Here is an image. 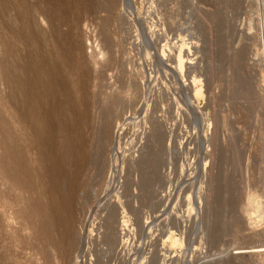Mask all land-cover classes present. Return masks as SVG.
Segmentation results:
<instances>
[{"label": "rangeland", "instance_id": "374dc122", "mask_svg": "<svg viewBox=\"0 0 264 264\" xmlns=\"http://www.w3.org/2000/svg\"><path fill=\"white\" fill-rule=\"evenodd\" d=\"M79 134L89 161L52 191ZM11 141L29 171L0 164V264H264L231 254L264 244V0H0V162ZM48 207L60 231L76 208L69 244L40 238Z\"/></svg>", "mask_w": 264, "mask_h": 264}, {"label": "bare ground", "instance_id": "6f19581e", "mask_svg": "<svg viewBox=\"0 0 264 264\" xmlns=\"http://www.w3.org/2000/svg\"><path fill=\"white\" fill-rule=\"evenodd\" d=\"M129 3V2H128ZM30 19V18H29ZM106 21V20H105ZM185 44V43H184ZM8 46H9V44H8ZM184 46V48H186L187 46L186 45H183ZM186 46V47H185ZM10 47V46H9ZM180 48H182V46L180 47ZM183 48V49H184ZM5 49V48H4ZM3 49V50H4ZM8 49V48H7ZM182 49V50H183ZM179 50V49H178ZM181 50V49H180ZM164 52V51H163ZM187 53V52H186ZM163 54V53H162ZM160 55V54H159ZM5 56V55H4ZM163 56V55H162ZM176 61V60H175ZM191 63V59L189 58V56H187V54H185L184 56H180V55H178V58H177V62H176V64L172 67L173 69V72L175 73V76H176V79H180L179 78V75H181L182 74V71L184 70V65H185V63ZM54 66V65H53ZM53 66H52V70L54 71V69H55V67H54V69H53ZM51 67V66H50ZM50 69V68H49ZM48 69V67H47V70H45V77H47L46 76V74L47 73H49V70ZM50 69V70H51ZM37 70V69H36ZM36 70H32V71H35V73H36ZM42 70V69H41ZM43 70V71H44ZM40 71V70H39ZM42 71V72H43ZM46 71H48V72H46ZM185 71V70H184ZM34 73V72H33ZM44 73H42V75H44ZM51 73H52V75H53V72L51 71ZM38 74L39 73H37L36 75V78H32L34 75H32L31 76V78L33 79V81H34V79H37V77H38V79H39V76H38ZM50 74V73H49ZM55 74V73H54ZM41 77V76H40ZM43 77V76H42ZM41 77V78H42ZM53 77V76H52ZM31 78H30V80H31ZM48 79L50 78V77H47ZM37 79V80H38ZM43 79H44V77L41 79L42 81H43ZM29 80V81H30ZM41 80L39 79L38 81H40L41 82ZM199 80V79H198ZM198 80H195V79H193V91H194V94H192L191 93V95H194V97H195V99L197 100V101H199L200 102V100L202 99V95H203V92H202V90H201V87H200V85H199V81ZM37 81V82H38ZM181 81H183L182 80V78H181ZM184 81H186L185 79H184ZM31 83H32V81H30ZM29 82V83H30ZM35 82V81H34ZM34 82H33V84H34ZM36 82V83H37ZM39 82V83H40ZM30 83V84H31ZM182 84H186V82L184 83H182ZM187 84H189V83H187ZM32 85V84H31ZM30 85V86H31ZM35 85V84H34ZM34 85H32L33 87H36V86H34ZM37 85V84H36ZM39 85V84H38ZM31 86V87H32ZM38 87V86H37ZM183 87V86H182ZM35 89V88H34ZM33 88H32V90H34ZM185 90V89H184ZM185 93V92H184ZM187 93V92H186ZM189 94V93H188ZM187 94V95H188ZM86 97H87V95H85ZM85 97V98H86ZM89 97V96H88ZM187 97V96H186ZM192 97V96H191ZM84 99V98H83ZM109 98H106L105 100H108ZM116 99V98H115ZM189 99H190V96H189ZM194 99V100H195ZM82 100V99H81ZM86 100H87V98H86ZM112 102H113V100L112 99H110ZM91 102L92 100H88V102ZM94 101V100H93ZM92 101V102H93ZM89 102V103H90ZM92 102H91V106H96V104H98V102H96V104H93L92 105ZM95 102V101H94ZM105 102V101H104ZM109 103H110V101H108ZM116 102V101H115ZM115 102H113V103H115ZM193 102V101H192ZM192 102H191V104H192ZM89 103H87L85 100L83 101L82 100V104H81V107H77L79 110H78V112L75 114V116H74V119H76V120H78V119H80L81 120V122H80V124H79V128L80 129H85V128H87L88 126H89V124H90V122L91 121H93V122H95L96 120H94V114H92V113H90V112H92L90 109L92 108H90L89 107ZM106 104H107V101L105 102ZM108 103V104H109ZM189 103H190V101H189ZM99 105H100V103H99ZM111 105V104H110ZM113 105V104H112ZM190 105V104H189ZM193 106V105H192ZM97 107V106H96ZM100 107V106H99ZM104 107H105V105H104ZM110 107V106H109ZM199 107V106H198ZM102 108V107H101ZM106 108V107H105ZM103 109V110H101L100 109V122H101V120L103 121V119L102 118H104V123H103V127H104V129L108 132V130H110V127L112 126V120L113 119H111L110 117H109V114H110V108H107V109ZM93 109H94V107H93ZM99 109V108H98ZM114 109V108H113ZM97 110V109H96ZM112 110V109H111ZM98 111V110H97ZM46 112V110H41V111H39V113H45ZM113 112H111V114H112ZM98 114V115H99ZM114 114V113H113ZM92 115H93V117H92ZM113 118V117H112ZM99 119V118H98ZM99 120H97V122H98ZM93 122H91L92 124H94ZM93 126H95V124L93 125ZM92 126V127H93ZM91 127H89V129H90ZM102 128V127H101ZM94 129V128H93ZM156 129H158V128H156ZM162 130V129H161ZM158 131V130H157ZM91 132V131H90ZM89 132V133H90ZM94 132V131H93ZM95 132H96V130H95ZM162 132V131H161ZM89 133L87 134V135H89ZM106 134V133H105ZM108 134V133H107ZM85 135V134H84ZM84 135L83 134H79V135H77L76 136V138H74V140H73V142H72V144H71V142L69 143L70 145L69 146H67V143H65V151H64V153H62V159H61V161L63 162V164L62 165H60L58 168H54V167H48L47 168V172L48 173H50V175H52V171H55V172H53V174H56V177H54V180H53V178H51V176L49 177L50 178V181H51V184L50 183H48L49 185H51L50 186V189L52 190V191H58V185H59V183H58V179L57 178H59V177H62V175H64L65 174V172H68V168H67V163H69V161H67L66 159H72V158H74L75 156H76V154L78 153V155H79V160L77 161V166H78V168L80 169V168H83L84 166H85V163L87 162L88 163V161H87V158H89L88 157V151H87V149H88V146H87V144L89 143V139H88V143L86 144V146H87V149L85 150V145H84V141L85 140H87L86 139V137H85V140H84ZM86 135V136H87ZM159 135V134H158ZM19 136V135H18ZM87 137H89V136H87ZM19 138V137H18ZM20 139V138H19ZM16 141H17V139H16ZM21 143H22V141H21ZM24 143V142H23ZM6 144H7V142H6ZM6 144H3V146L4 145H6ZM22 145V144H21ZM20 145V143H18V142H14V141H11V146L10 147H8L7 145L6 146H4V147H2V151H1V162H0V164L2 163L5 167L7 166V173H8V171L10 172V174H11V178H12V180L14 181V182H16V183H18L20 180H22V179H24V177H25V174H27L28 173V171H29V166L27 167V165H21L20 164V161H24L25 159H27V156H26V154H25V150H26V148H25V146H21ZM89 146H90V144H88ZM73 146V147H72ZM91 148V147H90ZM116 148V147H115ZM114 149V148H113ZM90 152V151H89ZM116 152V151H115ZM91 153V152H90ZM114 153V152H113ZM90 155V154H89ZM113 155H115V154H113ZM66 160V161H65ZM64 162H67L66 164L64 163ZM86 163V164H87ZM3 167V166H2ZM3 169V168H2ZM9 174V173H8ZM114 175V174H113ZM112 175V176H113ZM115 179V178H114ZM113 181H115V180H113L112 178H111V183H113V184H115L116 183V181H115V183L113 182ZM73 183H74V180L72 181V183H70L71 184V186H70V188H69V190H68V193L70 192V194H74V190H75V186H73ZM118 184V183H117ZM112 185V184H111ZM110 185V186H111ZM114 186V185H113ZM113 186H112V188H113ZM119 186V185H118ZM48 188H49V186H48ZM110 188V187H109ZM111 188V189H112ZM59 190H61L60 188H59ZM108 191H116V189L114 188V190L112 189V190H108ZM69 197H72V198H70L71 200L74 198V195L73 196H71V195H68ZM69 200V199H68ZM31 201V200H30ZM27 203V202H26ZM34 203H35V201H34ZM36 203H37V200H36ZM39 204H40V202H38ZM71 203V206L72 205H74L73 204V202H70ZM33 204V203H32ZM32 204H30L31 206H32ZM29 205V204H28ZM35 205V204H34ZM37 206H38V204H36ZM42 205V204H41ZM40 206V205H39ZM34 207V206H33ZM32 207V208H33ZM45 207H47V206H45ZM73 207V206H72ZM253 207H256V206H253ZM258 207V206H257ZM32 208H31V210H32ZM39 208V207H38ZM38 208H35V210L32 212L33 213V216L35 217H37V215L39 216L40 215V210H41V208L40 209H38ZM259 208V207H258ZM29 209H30V207H29ZM42 209H43V207H42ZM47 209V208H46ZM48 209H49V213H50V215H49V213L46 215L44 212V214L43 215H45V216H43L44 218H42L41 217V230H40V238H42V239H44V240H47V241H49V242H52V243H56L55 242V237H57V235L59 236V240H58V243H62V242H64V244H69L70 243V239H71V227H73V223H74V216H73V214H76V213H74L73 212V210L72 209H74V208H71V210H69L70 212H69V215H68V220H69V223H70V225H69V227L67 228V230L66 231H60V229H59V225H60V223H61V219H60V217H58V215L56 214V215H54L55 214V212H56V208L55 207H48ZM47 209V210H48ZM70 209V208H69ZM76 209V208H75ZM74 209V210H75ZM248 209H251V207H249ZM254 209H256V208H254ZM30 210V211H31ZM43 211V210H42ZM41 211V212H42ZM242 211H244V210H242ZM246 211H247V209H246ZM47 213V212H46ZM52 214V215H51ZM110 215V214H109ZM32 216V217H33ZM40 217V216H39ZM38 217V218H39ZM37 218V219H38ZM34 219H36V218H34ZM76 219V218H75ZM76 221V220H75ZM120 225V224H119ZM176 235H175V233L173 232V230H169V235L167 236V238H166V240H165V242L166 243H174V241H175V237ZM170 245V244H169ZM164 246H166V244H163V248H164ZM67 251V250H66ZM66 251H65V254H66ZM155 253V252H154ZM64 254V255H65ZM156 254V253H155ZM154 254V255H155ZM231 254H233V257L235 258V257H238V256H240V257H242V256H245V255H250V254H255L256 256H259V258H262L263 256H264V244H257V245H249V246H233L232 247V250H231ZM152 256V255H151ZM150 257V256H149ZM158 257V256H157ZM153 258V257H152ZM151 258V259H152ZM155 259V258H154ZM158 259V258H157ZM153 260V259H152ZM151 261V260H150ZM149 263V262H148ZM151 264V263H150ZM157 264V263H156Z\"/></svg>", "mask_w": 264, "mask_h": 264}]
</instances>
